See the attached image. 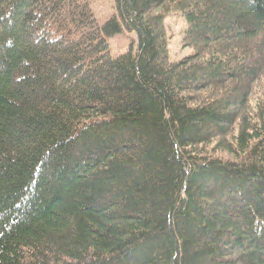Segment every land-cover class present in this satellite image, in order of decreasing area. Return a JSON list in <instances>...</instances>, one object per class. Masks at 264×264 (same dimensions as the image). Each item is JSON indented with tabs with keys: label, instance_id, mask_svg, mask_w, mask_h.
Segmentation results:
<instances>
[{
	"label": "trees",
	"instance_id": "trees-1",
	"mask_svg": "<svg viewBox=\"0 0 264 264\" xmlns=\"http://www.w3.org/2000/svg\"><path fill=\"white\" fill-rule=\"evenodd\" d=\"M114 2L0 0V264H264V0Z\"/></svg>",
	"mask_w": 264,
	"mask_h": 264
},
{
	"label": "rangeland",
	"instance_id": "rangeland-1",
	"mask_svg": "<svg viewBox=\"0 0 264 264\" xmlns=\"http://www.w3.org/2000/svg\"><path fill=\"white\" fill-rule=\"evenodd\" d=\"M86 2L101 24L106 23L115 15L116 9L114 0H86ZM165 27L168 32L171 60L180 61L182 58L190 55L192 53L191 49H183L181 47L182 31L185 28L182 19L176 14H171L165 21ZM133 38H136L134 33L126 32L110 38L109 43L112 54L118 56L126 52Z\"/></svg>",
	"mask_w": 264,
	"mask_h": 264
}]
</instances>
